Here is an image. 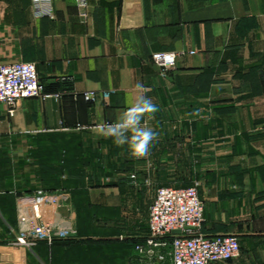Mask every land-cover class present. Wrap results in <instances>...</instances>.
<instances>
[{"label": "crops", "instance_id": "1", "mask_svg": "<svg viewBox=\"0 0 264 264\" xmlns=\"http://www.w3.org/2000/svg\"><path fill=\"white\" fill-rule=\"evenodd\" d=\"M53 5L37 17L32 0H0V64L36 62L45 91L61 94L25 99L14 116L0 103V241L17 201L42 188L70 194L74 228L36 242L47 264H173L136 245L158 188L199 183L202 232L241 244L212 264H264V0H91L84 16L78 0ZM157 51L184 53L165 71ZM141 96L156 105L142 121L156 138L136 157L94 130ZM5 249L0 264H29V248Z\"/></svg>", "mask_w": 264, "mask_h": 264}, {"label": "built area", "instance_id": "2", "mask_svg": "<svg viewBox=\"0 0 264 264\" xmlns=\"http://www.w3.org/2000/svg\"><path fill=\"white\" fill-rule=\"evenodd\" d=\"M91 0H78L80 14H87ZM37 17H54L53 0H32ZM193 52V51H192ZM184 52L157 51L152 60L167 71L176 66L178 57ZM71 82V77H64ZM87 101H95V91L75 93ZM59 97L60 93L45 91L36 62L17 61L0 64V103L7 105L14 116L20 103L32 97ZM136 178L135 174L131 175ZM197 183L191 187H160L151 204L149 213V235L136 249L150 259L165 261L167 254L173 264H212L228 261L239 256L241 244L233 234L206 235L202 232L204 203L199 197ZM71 205L68 192H50L39 188L31 196L17 201V224L12 232L15 243L32 249L39 240L53 241L72 235L74 228L65 217L62 207ZM180 229V233L175 230ZM162 249L168 250L163 252ZM156 256V257H155Z\"/></svg>", "mask_w": 264, "mask_h": 264}, {"label": "clouds", "instance_id": "3", "mask_svg": "<svg viewBox=\"0 0 264 264\" xmlns=\"http://www.w3.org/2000/svg\"><path fill=\"white\" fill-rule=\"evenodd\" d=\"M155 111L156 105L151 99L141 96L136 104L128 108L116 121L100 124L94 132L99 137L111 138L118 147L127 145L133 156H146L156 138V133L144 127L142 121Z\"/></svg>", "mask_w": 264, "mask_h": 264}, {"label": "rangeland", "instance_id": "4", "mask_svg": "<svg viewBox=\"0 0 264 264\" xmlns=\"http://www.w3.org/2000/svg\"><path fill=\"white\" fill-rule=\"evenodd\" d=\"M16 219H17V217H16ZM17 221L18 220H16V221H14V220H12L11 219V223H10V225H9V228L8 229H10V226L12 227H14V226H16V224H17ZM12 229L13 228H11V232H12ZM4 246V247H3ZM23 246V245H22ZM22 246H18V244H16L15 243V236H14V234H13V232H12V237L10 238V239H7V240H5V241H0V250H1V252H0V255L1 254H3V251L4 252H7V249H5L6 247H12V248H14L13 250H17V249H21V247ZM23 247H26V246H23ZM27 248V247H26ZM28 249V248H27ZM36 251V250H41V247L40 246H37V247H35V245H33V247H32V249L30 250V249H28L27 250V252H28V259H29V264H47L46 263V261H45V259L44 260H41L39 257L37 258V257H35L34 256V252L33 253H31L32 251Z\"/></svg>", "mask_w": 264, "mask_h": 264}, {"label": "water", "instance_id": "5", "mask_svg": "<svg viewBox=\"0 0 264 264\" xmlns=\"http://www.w3.org/2000/svg\"><path fill=\"white\" fill-rule=\"evenodd\" d=\"M174 232H175V233H180V232H181V230H180V229H178V230H175Z\"/></svg>", "mask_w": 264, "mask_h": 264}]
</instances>
